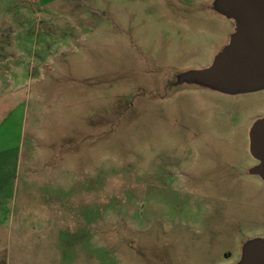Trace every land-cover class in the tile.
<instances>
[{
	"label": "rangeland",
	"instance_id": "rangeland-1",
	"mask_svg": "<svg viewBox=\"0 0 264 264\" xmlns=\"http://www.w3.org/2000/svg\"><path fill=\"white\" fill-rule=\"evenodd\" d=\"M216 1L0 0V264H234L264 240V88L181 81L236 32Z\"/></svg>",
	"mask_w": 264,
	"mask_h": 264
},
{
	"label": "water",
	"instance_id": "water-1",
	"mask_svg": "<svg viewBox=\"0 0 264 264\" xmlns=\"http://www.w3.org/2000/svg\"><path fill=\"white\" fill-rule=\"evenodd\" d=\"M216 9L236 22L230 44L202 70L182 76L224 94L264 88V0H217ZM250 153L259 162L251 169L264 178V118L250 132ZM237 264H264V240L251 242Z\"/></svg>",
	"mask_w": 264,
	"mask_h": 264
},
{
	"label": "flooded vegetation",
	"instance_id": "flooded-vegetation-1",
	"mask_svg": "<svg viewBox=\"0 0 264 264\" xmlns=\"http://www.w3.org/2000/svg\"><path fill=\"white\" fill-rule=\"evenodd\" d=\"M252 156V155H251ZM254 159V158H253ZM257 161V160H256ZM257 163L259 164V162L257 161ZM226 256H228V254L226 255ZM238 257V259H239V261L242 259V255L240 254L239 256H237ZM238 262H236V263H234V264H237Z\"/></svg>",
	"mask_w": 264,
	"mask_h": 264
}]
</instances>
